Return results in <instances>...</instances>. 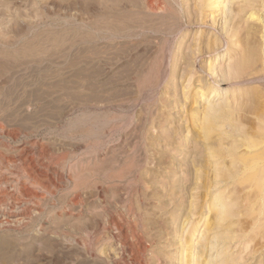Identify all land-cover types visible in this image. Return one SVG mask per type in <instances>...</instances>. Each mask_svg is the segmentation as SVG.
I'll use <instances>...</instances> for the list:
<instances>
[{"label":"bare ground","instance_id":"1","mask_svg":"<svg viewBox=\"0 0 264 264\" xmlns=\"http://www.w3.org/2000/svg\"><path fill=\"white\" fill-rule=\"evenodd\" d=\"M241 1L242 7L234 8L237 0H0V15H5L1 8L17 12L0 31L5 34L0 38L5 67L0 73V137L16 141L19 134L12 123L17 110L41 113L46 103L55 102L48 97L58 93V84L52 82L60 73L49 78L45 72L59 57H49L44 30L55 31L51 44L56 51L60 28H74L79 32L73 34L76 40L109 45L110 64L126 67L133 88L131 95L127 88L100 95L101 87L91 82L90 62L77 58L67 71L72 79L64 86L75 102L70 112L63 111L61 128L56 124L50 132L61 129L57 139L65 148L55 155L50 149L54 146L25 140L7 146L5 154L0 151V230L9 239H4L5 248L9 242H32V255L45 252L46 244L52 252L61 241L79 247L92 264H128L120 260L126 254L132 264H181L185 252V264H223L220 243L233 223L236 203L214 195L207 205L211 221L203 222L200 242L192 243L193 231L185 242L180 238L192 217L204 211L209 189L226 181L237 187L249 212L250 220L240 222L239 231L250 235L256 251L264 248V24H254L261 18L253 6L258 0ZM81 4L92 11L89 20L60 14V7ZM21 7L27 14L18 11ZM234 19L245 24L240 26L243 37H237L239 56L216 75L210 64L214 59L223 62L220 49L228 44L224 36ZM192 29V41L183 43ZM197 31L214 39L196 38ZM116 45L123 47L122 56ZM188 73L196 77V91L179 99L185 116L174 111L177 118H170L166 88L175 84L172 93L178 96L179 80ZM228 81L229 89L220 93ZM210 93L223 95V100L202 106ZM113 103L131 111L122 119L109 117L105 111ZM31 114L24 121L33 119ZM31 127L29 133L36 134L45 125ZM155 194L158 200L168 198L160 204L161 213L174 206L164 220L143 211ZM161 248L173 251L164 257L157 253ZM18 258L10 262L17 264Z\"/></svg>","mask_w":264,"mask_h":264},{"label":"rangeland","instance_id":"2","mask_svg":"<svg viewBox=\"0 0 264 264\" xmlns=\"http://www.w3.org/2000/svg\"><path fill=\"white\" fill-rule=\"evenodd\" d=\"M242 4L243 3H242L241 0H237V2L234 4V8H237L239 6L242 7ZM188 6L193 7L192 4L185 3V7H188ZM253 6H254V8H256L259 11V15L261 16L259 23H256L255 22L254 24L261 27L262 26L261 24H264V7H263L264 6V1L262 2V1L258 0V3L257 4H254ZM1 9L4 10L5 15H3V14H1L2 16L0 15L1 16L0 17V20H1L0 21V31L2 29H4V28H8L10 26V23L12 22V19H13L11 13L14 14L15 16H17V14H16L17 12L15 13L16 10H12L13 11L12 12L11 10L9 11V9H3V8H1ZM65 10H64V8H61L60 7V14H63V15H65V14L66 15H71V16H74L75 18L77 17L78 19H81V20L84 19L85 21H86V19L89 20L92 17L91 16L92 11L89 10V9H87L86 7H83L82 4L81 5L74 6V7L72 6L69 9L65 8ZM18 11L25 12V10L23 9V7H21L20 10H18ZM209 12H210V10L207 11V13H209ZM218 13H220L219 10H217L216 14H218ZM25 14H27V13L25 12ZM207 20H209V18ZM217 20H218V18H217ZM3 21L6 22L8 25H6V23L4 24ZM1 24H3L2 27H1ZM242 25H245V24L243 22L237 20V19H234L233 23L230 24L229 29H228V32L224 36L225 41H228V44L225 45L222 49H220V53L224 55L223 62L220 63V64H216L215 59H214V61H212L211 64H210V66H212L213 69L217 72L216 75L220 74L221 71H225L227 69V66L230 65V64H232L233 61L239 56V53L238 52H239V49H240V43L237 42V37L238 38H242L243 37L244 31L243 30H240L241 29L240 26H242ZM194 32H195V30H193V29L192 30H189L186 33V36L183 38L184 39L183 40V43L189 44L192 41V35L194 34ZM53 33H55V31L54 30L52 31V29H48L46 31L44 30V32H43L44 35L43 36H44V38H46L45 41H47V45L49 46V55H50L49 57H51V56L52 57L53 56L54 57H56V56L59 57L56 60L57 63H54V64L51 63L53 65L49 64L47 66L48 69L45 72L46 75L49 78L50 77L52 78V77L55 76V73H56L55 71H57V72L60 73V77L59 78L54 79L53 82H52V79H51V82L54 85L55 84H58V86H59L58 93L57 94H54L53 93L50 97H48V100H49L53 96L55 102H52V103H49V104L46 103V105L44 106V108H46V107H48V108H46L45 110L43 109L44 111H42L41 113L38 112V110H34L33 108H31L30 109L31 111H29V112H26L25 109H21L19 111L17 110L16 111L17 113L15 114L14 117H17L16 118L17 120H15V122L16 121L17 122L19 121V122H18V124H17V122L16 123L14 122L12 124H15L14 128L17 130V132H18L19 135H18L16 141H13L9 137H6V136L0 137L1 138V140H0V148L3 150L2 151L0 149V151L3 154H5L7 152V149H6L7 146H9L10 148H12V147H14V146H16V145L24 142L25 140H31V141H34V142H36L38 144H44L46 146L49 145L48 147H50V145L52 147L54 146L53 148L50 147V149L52 150V152L55 155L56 154H59L60 151H62V149L65 148V147H63L64 145L61 144V142H59V140H58L60 137L57 136V133H60L61 132V129H60L59 132L56 131L55 134H53L54 136L52 134H50V132H51V130H55L54 128L56 126H58V125L61 128V122H60L61 120L60 119L62 118L63 115H65V113L67 111L70 112L69 110L71 109V107L73 106V104L75 102V100L73 102L72 98L69 95H67L69 93L66 90V88L69 85L67 81H70L72 79V76H70L69 75V72L67 73V71H68L69 67L72 64V61L75 60V59H77V58L78 59H81L82 58V60H84V61L86 60V63H89L90 62V64H89V66H90L89 70H90L91 75L93 76V77H91V82L94 83V85H97L98 87H101L100 89H101L102 92H100V93H102V94H100V95H103V94L104 95H112L113 92L119 91L120 89L126 90V88H127V91L126 92L128 94L131 95L132 92H133V88L131 86V83L129 82V80L127 78L128 75L125 72L126 71V67H123L124 65L123 64H119L118 62H116L115 66H112L110 64V61L108 60V56H109V53L112 50V48L109 45L105 44L104 42L89 43L87 41L76 40L73 36L75 34H78L79 33L78 31H76L74 28H71V27L70 28H60V30L58 32L60 34V48H59L58 51H56L54 48H52V44H51V42L53 40L52 39L53 38ZM235 34L237 36H235ZM0 35H1L0 38H2L3 36H5V34H1V33H0ZM200 36H204V37H208L210 39H214V37L211 38V35L210 34L207 35V32H204V33H202V35H200V33L197 31L196 38H198ZM9 37H12V35H9ZM115 48L118 49L117 50V53L118 54L120 53L119 56H122L123 53H121V52H123V50H122L123 47L121 45L120 46L119 45H116ZM178 51H181V50H178ZM84 55H86V56H84ZM178 56L179 55L177 54V56H176V58H174V60H176L178 58ZM206 62H207V60H206ZM208 62H210V60H208ZM0 65H1L0 66V68H1L0 69V73H1V72H3L5 70V67H4L1 59H0ZM175 65L176 66H174V68L177 70L179 68V63L177 62V64H175ZM32 67L34 69L36 68L34 66H32ZM122 72H125V74L123 75ZM19 73H21V72L19 71ZM118 76L120 77L119 79H118ZM191 76L192 75L188 73L187 76H186V78H182L181 80H179V83H178V86H179L178 87V89H179L178 96H177V92L174 93V94L172 93V89L174 90L175 84L169 85L166 88V91H167L166 97H169L170 98L169 101L171 103V106H170L169 111H168L169 114H170V118H172V115H173V117L177 118V115L174 113V111L175 112L178 111L179 113H181L182 117L185 116L184 110L179 107L182 104L183 100L179 103V99H183L182 98V94L183 93L185 95L187 94V96H189V95L193 94L196 91V89H195L196 82L194 81L196 77L195 76H192L193 77L192 81L190 83H188V80H189V78ZM115 77H117V78H115ZM122 79H123V81H126L125 84L123 83V81H119V80H122ZM127 82H129V83H127ZM228 83H229V81L228 82H224V83L221 84L220 90H219L220 93L222 91H225V90L229 89V88L226 87V85ZM125 85H126V87H125ZM103 89H105V90H103ZM163 90H160L161 92L159 93V97H160L161 93L164 92ZM63 92H65V93H63ZM211 95H212L211 93L208 94V96H206V100L204 102H201L200 104L202 106H207V105H209L210 107L211 106H215V105L219 104L223 100V97H224L223 95H220L219 96L218 94H216L215 97H211ZM232 99H235V96L232 97ZM64 102H65V104H64ZM53 104L54 105H57L59 109L56 108L57 109L56 110L53 107L54 106ZM59 105L62 106V107L64 106L63 107L64 109L61 108ZM115 105L116 104L113 103L111 106H114V107H112L108 111L106 110L105 111V114L108 113L109 115L108 114L107 115L109 117H115L116 116L115 118H121V117H125L124 115H126L127 112H130L131 111L130 109L128 110L126 108L125 109L117 108V107H115ZM51 108L52 109L54 108L55 110H52ZM23 110H24V112H23ZM49 110H51L53 112H51ZM33 111H34V114H31V112L33 113ZM35 111H37L38 113L35 112ZM63 111H65V113ZM118 111H120V112H118ZM27 113H30L31 114L30 117H33V119H31V120H25L24 121V117L26 116ZM49 113H51V115ZM110 113H112L113 115L110 114ZM17 114H19V117H18ZM36 114H38L40 117L38 115H36ZM41 114H43V115L41 116ZM45 114H46L47 117L44 116ZM52 114L55 115V116H53ZM49 116H51V117H49ZM39 119H41V120H39ZM42 119H43V122L44 123H41L42 122ZM20 120L22 122H20ZM36 120H38V121H36ZM186 121L189 124L188 119ZM23 122H25V124ZM47 123H49V124H47ZM50 123H51V125H50ZM31 124L34 125V126L35 125L38 126V125H43L44 124L45 127L43 129H40L38 132H35L36 134H34V132L33 133H31V132L29 133V130L32 128L31 127L32 126ZM56 124H58V125H56ZM18 125H20V129H19V126ZM16 126H18V127H16ZM22 131L24 132V134H23ZM48 131H49V133H47ZM25 132H27L26 133L27 135H25ZM214 132H215L214 133V139H217L218 136H220V135H219V133H217V131H214ZM58 135H60V134H58ZM49 142H51V143H49ZM2 144H4L5 146L2 145ZM55 152H57V153H55ZM179 158H181V157L178 156V155H176V160L178 159L177 161H179ZM218 188H219V190H218ZM236 188L237 187L233 186V184L231 183V181H226L225 183H222L219 186H214L213 185L209 189V194L211 196H208L206 198V200H205L206 204H205L204 211L202 212V214H200V215L198 214V215H195V216L192 217L191 224H189L185 228V230L183 231V235L181 236L180 240H181V242H185L186 235L188 234V232L193 231L195 235L192 237V243L193 244H197V243L200 242V239L202 237L203 222L204 221H209V222L211 221V220H209V218H210V215H212V214H208L207 213V209H208V206L207 205H208V202H210L211 200H213L214 195L220 194L222 196V198L224 199V202L225 203H232V204L233 203L234 204L236 203L234 205V212H233L234 216L230 217L231 218V221L233 223H232L231 227H228V230H227L226 236H225V240L220 243V251L223 252V255H221L223 264H264V248H262L261 250H257L256 251L255 250L256 248L254 249L253 243L250 241V235H247V233H244V232L242 233V232L239 231V227L241 225L240 222H242V223L243 222H247V221L250 220V217H249V212L247 211V206H246V203H245V198L242 199V195L238 193V191L236 190ZM158 190H160V189H158ZM118 197L120 198L121 196L118 195ZM156 197H157V195L155 194V197L153 199H150L151 202L149 201L148 204H145L146 208L144 206L143 211L146 212L147 213V216L150 217V218L152 216V218H154L156 220H161V219L164 220V219L168 218L167 216H169V214L173 210L172 207H174V206L168 205L169 207L168 206L165 207V209H163V211L161 213L160 212V207H164V205H161L160 206V204H161V202L163 204L166 203V201L168 200V198H166V197L164 198L163 197L162 199L158 200L157 199L158 197L157 198ZM229 198H232V201ZM156 201H157L158 204L156 203ZM150 203H152V204H150ZM111 210H112V213L115 214L114 209H111ZM149 222H151V221L150 220H146V223H149ZM170 228H172V227H170ZM155 232H156L155 230L152 231L153 234ZM4 233H5L4 231L0 230V264H13L12 262H10V258H12L15 255H18V257H19L18 260H17V264H63V262H64V264H71L72 260H74L73 261L74 263L72 262V264H77V263L78 264H92L91 261H89L87 258H85L82 250L79 247H75V246H71V245H68V244H64L61 241L58 242L56 245L53 246V251L52 252H51V248L49 247V245L46 244L45 245V252H43V253L34 252V254L32 252V255H31L29 253V251L32 248V242H26L22 246H16L13 243L9 242V243H6V246H7L6 247L7 250H6L5 246H3L4 239H6V240H9V239H8V235L6 233L5 234ZM261 241L263 242V240H261ZM60 246H63L64 248L63 247L61 248ZM51 247H52V245H51ZM168 251H173V248H166V249L165 248H163V249L161 248V249H158L157 250V253H159V255L162 256L164 254V252H168ZM185 253L181 256L182 258L180 257L181 258V262L183 261L181 264H185V261H184V259H185ZM13 254H15V255H13ZM163 256L166 257L167 255H163ZM129 259L130 258L126 254L120 260H121V262L128 263V264L129 263L132 264L131 259L130 260ZM167 262H168V260H167ZM176 264H180V261L179 262L176 261Z\"/></svg>","mask_w":264,"mask_h":264}]
</instances>
